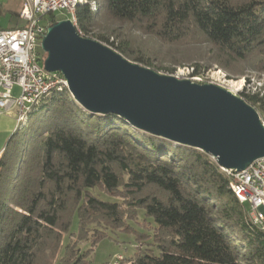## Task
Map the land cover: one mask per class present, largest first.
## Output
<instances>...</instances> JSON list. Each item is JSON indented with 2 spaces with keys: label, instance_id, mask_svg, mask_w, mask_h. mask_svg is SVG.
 <instances>
[{
  "label": "trees",
  "instance_id": "16d2710c",
  "mask_svg": "<svg viewBox=\"0 0 264 264\" xmlns=\"http://www.w3.org/2000/svg\"><path fill=\"white\" fill-rule=\"evenodd\" d=\"M74 17L83 38L156 73L162 68L149 57L109 41L117 28L169 47L196 42L224 69L254 61L264 71V0H86ZM193 71L197 77L198 66ZM237 96L264 124V96ZM94 189L130 202L102 201ZM138 211L154 225L158 252H136L120 264H264V230L210 156L118 116L89 114L66 90L44 98L0 154V264H90L108 231L140 239L130 224Z\"/></svg>",
  "mask_w": 264,
  "mask_h": 264
},
{
  "label": "water",
  "instance_id": "95a60500",
  "mask_svg": "<svg viewBox=\"0 0 264 264\" xmlns=\"http://www.w3.org/2000/svg\"><path fill=\"white\" fill-rule=\"evenodd\" d=\"M43 69L59 73L74 102L93 115H115L134 128L199 150L240 172L264 157L256 110L213 84L161 75L79 36L70 20L47 28Z\"/></svg>",
  "mask_w": 264,
  "mask_h": 264
},
{
  "label": "built area",
  "instance_id": "2783aa9c",
  "mask_svg": "<svg viewBox=\"0 0 264 264\" xmlns=\"http://www.w3.org/2000/svg\"><path fill=\"white\" fill-rule=\"evenodd\" d=\"M84 3L86 0H24L18 14L21 25L0 29V114L16 111L15 130L25 124L28 115L44 98L66 90V82L59 73L43 69L38 48L49 27L50 15L64 11L75 28V8ZM91 5L94 9V4ZM194 79L201 82L200 78ZM219 169L228 178L229 189L238 202L248 206L251 223L264 230V157L240 172ZM122 261L119 255L110 264Z\"/></svg>",
  "mask_w": 264,
  "mask_h": 264
},
{
  "label": "rangeland",
  "instance_id": "374dc122",
  "mask_svg": "<svg viewBox=\"0 0 264 264\" xmlns=\"http://www.w3.org/2000/svg\"><path fill=\"white\" fill-rule=\"evenodd\" d=\"M24 0H0V28L10 29L21 25V21L15 15L21 10ZM55 20H68L69 16L64 12H56ZM116 35L119 37H110L109 41H113L115 45L118 41L127 44L131 53L135 52L147 56L152 63L158 65L162 69L158 71L161 75L172 76L182 80H190L195 82L194 78H200L198 84H213L225 90H233V92L258 93L264 96V71L258 69L256 62H250L244 67L233 66L224 69L214 63L211 55L204 50V47L196 42L190 44H181L169 47L157 43L153 38L127 26L117 28ZM38 53L45 59V54L38 48ZM132 63V62H131ZM136 64V63H134ZM138 65V64H137ZM195 66H198L199 75L192 77ZM242 70H241V69ZM168 70V71H167ZM241 70V71H240ZM170 73V74H168ZM237 95V94H236ZM41 112V111H40ZM40 112H37L30 121L33 127L40 124ZM25 124H22V128ZM28 126V125H27ZM91 193L102 201L107 202H124L122 199H112L101 193L100 190L94 189ZM130 201H125L126 203ZM136 223H130L131 228L136 232L140 239L136 240V234H125L121 232L108 231L104 239H102L92 251L90 256V264H110L115 256L121 255L124 262L131 259L136 252H153L157 253L156 242L153 239V223L146 219L141 211L137 212ZM76 231V220L72 221L70 233ZM69 240V234L64 235L62 246H65ZM71 240H75L72 238ZM79 249L87 250L89 248L87 242L78 244Z\"/></svg>",
  "mask_w": 264,
  "mask_h": 264
},
{
  "label": "crops",
  "instance_id": "0c3cea01",
  "mask_svg": "<svg viewBox=\"0 0 264 264\" xmlns=\"http://www.w3.org/2000/svg\"><path fill=\"white\" fill-rule=\"evenodd\" d=\"M15 128H16L15 110H13V112L8 114H0V154L3 151L9 137L15 131Z\"/></svg>",
  "mask_w": 264,
  "mask_h": 264
}]
</instances>
